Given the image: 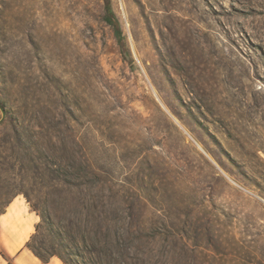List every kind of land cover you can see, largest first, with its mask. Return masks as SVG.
Instances as JSON below:
<instances>
[{"label":"rangeland","instance_id":"374dc122","mask_svg":"<svg viewBox=\"0 0 264 264\" xmlns=\"http://www.w3.org/2000/svg\"><path fill=\"white\" fill-rule=\"evenodd\" d=\"M105 1L0 0V208L77 264H264V0H109L133 67Z\"/></svg>","mask_w":264,"mask_h":264},{"label":"trees","instance_id":"16d2710c","mask_svg":"<svg viewBox=\"0 0 264 264\" xmlns=\"http://www.w3.org/2000/svg\"><path fill=\"white\" fill-rule=\"evenodd\" d=\"M102 18L104 23L112 31L122 60L128 63L130 67H133V59L126 46L120 23L113 11L111 2L109 0L105 1ZM8 203L9 202H7L2 208H0V212L4 211ZM31 210L36 213L40 220L35 225L33 234L25 243V248L28 249L36 258H38L43 263L48 262L52 257H57L58 259H60L62 264H77V261L72 258L73 256H77L74 245H66V243L58 237V230L54 228L48 214L35 205H31ZM46 236L49 237V240H44L43 237ZM55 246H57L64 255L56 253V251L54 250ZM47 250H50L51 252L49 253Z\"/></svg>","mask_w":264,"mask_h":264},{"label":"crops","instance_id":"0c3cea01","mask_svg":"<svg viewBox=\"0 0 264 264\" xmlns=\"http://www.w3.org/2000/svg\"><path fill=\"white\" fill-rule=\"evenodd\" d=\"M37 222L23 200L16 197L7 204L0 212V264H62L55 257L43 263L25 248Z\"/></svg>","mask_w":264,"mask_h":264},{"label":"bare ground","instance_id":"6f19581e","mask_svg":"<svg viewBox=\"0 0 264 264\" xmlns=\"http://www.w3.org/2000/svg\"><path fill=\"white\" fill-rule=\"evenodd\" d=\"M25 7V6H24ZM27 7V6H26ZM44 14V13H43ZM45 15L47 16V11L45 12ZM19 28L22 26V24L21 23H19L18 25H17Z\"/></svg>","mask_w":264,"mask_h":264}]
</instances>
